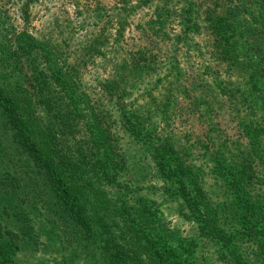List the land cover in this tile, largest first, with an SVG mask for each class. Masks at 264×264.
<instances>
[{"label":"trees","instance_id":"16d2710c","mask_svg":"<svg viewBox=\"0 0 264 264\" xmlns=\"http://www.w3.org/2000/svg\"><path fill=\"white\" fill-rule=\"evenodd\" d=\"M230 2L206 0L203 19L217 57L230 67H247L233 13L224 11L226 6L232 11ZM188 11H183L191 22L187 29H197ZM75 68L50 43L17 30L0 0V264H42L44 259L53 264H197L206 239L222 243L224 258L232 263H264V193L256 192L264 178V168L258 169L264 165V127L245 116L239 124L248 144L208 153L224 181L219 214L196 177L204 171L189 162L192 152L171 139L161 142L159 172L177 182L173 194L194 220L193 232L186 235L170 225L156 200H131L129 181L121 177L124 168L112 153L110 130ZM246 73L244 88L231 79L235 86L222 89L231 104L241 102L240 94L253 108L261 79L255 69L247 67ZM192 85L197 88V82ZM196 97L202 104L203 97ZM240 106L236 112L244 111ZM125 118L143 135L134 113ZM237 234L253 239L255 260L242 259Z\"/></svg>","mask_w":264,"mask_h":264},{"label":"rangeland","instance_id":"374dc122","mask_svg":"<svg viewBox=\"0 0 264 264\" xmlns=\"http://www.w3.org/2000/svg\"><path fill=\"white\" fill-rule=\"evenodd\" d=\"M192 1L191 6L189 0H2L17 30L27 29L50 43L61 60L76 67L81 88L110 130L112 153L124 168L121 177L129 181L131 200H156L170 225L186 235L193 232L194 220L187 218L173 194L177 182L159 172L156 155L163 153L161 142L171 139L177 148L192 152L189 162L204 171L196 177L202 179L206 198L219 214L224 181L208 153L228 147L241 150L248 144L239 124L245 116L264 127V0H231L232 11L229 6L223 9L233 13L240 53L261 79L253 108L240 94L241 102L231 104L222 89L234 83L244 88L247 67H230L217 57L203 19L206 0ZM186 10L198 21L197 29H187L191 22L184 20ZM196 95L203 97L202 104ZM239 105L241 113L236 112ZM127 112L139 118L143 135L129 128ZM262 163L256 168H264ZM261 183L256 192L264 193V178ZM237 235L242 259L255 260L258 250L253 239ZM197 260V264H239L224 258L222 243L209 239L199 247ZM42 264L53 263L44 259Z\"/></svg>","mask_w":264,"mask_h":264}]
</instances>
